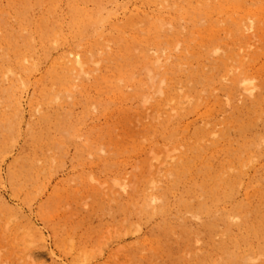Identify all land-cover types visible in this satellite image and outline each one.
<instances>
[{
  "label": "bare ground",
  "instance_id": "obj_1",
  "mask_svg": "<svg viewBox=\"0 0 264 264\" xmlns=\"http://www.w3.org/2000/svg\"><path fill=\"white\" fill-rule=\"evenodd\" d=\"M139 1L0 0V126L9 131L0 144L21 127L28 86L52 139L55 116L73 111L56 99L79 85L86 115L113 108L120 119L93 128L102 163L118 161L127 115V138L138 119L183 148L162 178L161 203L137 210L169 216L139 239L129 264H264V0ZM179 87L192 104H181ZM147 96L159 122L144 120L140 105L117 106ZM24 160L12 175L35 182L39 158ZM106 194L92 188L95 199Z\"/></svg>",
  "mask_w": 264,
  "mask_h": 264
},
{
  "label": "rangeland",
  "instance_id": "obj_2",
  "mask_svg": "<svg viewBox=\"0 0 264 264\" xmlns=\"http://www.w3.org/2000/svg\"><path fill=\"white\" fill-rule=\"evenodd\" d=\"M132 1L131 9L142 4ZM80 88L77 85L75 94L64 92L56 99L73 111L55 116L60 124L52 139L49 121L32 111L43 99L34 96L33 85L24 91L21 127L11 135V142L0 144V199L16 211L7 213L0 205V264H75L78 256L83 264H129L133 252L139 250V239L169 216L156 210L150 217L137 210L161 203L158 189L181 153V145L169 133L165 136L153 128L144 132L138 119L135 138H127V115L121 122V136L126 140L115 156L118 161L102 163L94 157L97 141L93 128L113 119L117 124L120 119L113 108V113L95 108L86 115ZM179 92L181 104L195 101L183 87ZM118 102V107L140 105L142 118L149 124L161 119L150 96ZM188 116L194 125L197 117ZM4 133L9 136L0 126V142ZM35 155L40 163L36 181L29 183L27 174L13 177V168L18 164L20 171L26 166L24 157ZM96 186L107 192L103 198L92 195ZM86 204L88 208H84Z\"/></svg>",
  "mask_w": 264,
  "mask_h": 264
}]
</instances>
